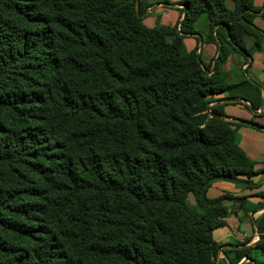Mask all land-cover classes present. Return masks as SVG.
<instances>
[{"label":"trees","instance_id":"1","mask_svg":"<svg viewBox=\"0 0 264 264\" xmlns=\"http://www.w3.org/2000/svg\"><path fill=\"white\" fill-rule=\"evenodd\" d=\"M177 3L178 24L148 26L144 0H0V264H224L227 201L260 204L208 191L258 170L244 122L208 108L261 107L260 83L223 67L263 49L264 3ZM187 37L218 45L213 71ZM257 226L231 264H264Z\"/></svg>","mask_w":264,"mask_h":264},{"label":"crops","instance_id":"2","mask_svg":"<svg viewBox=\"0 0 264 264\" xmlns=\"http://www.w3.org/2000/svg\"><path fill=\"white\" fill-rule=\"evenodd\" d=\"M146 1V0H144ZM178 0L156 1L144 12L143 18L149 17L156 13L157 10L163 9L164 6L172 9L170 24H178L182 19V12L179 10L181 7L177 3ZM264 0H255L256 6H262ZM228 6L232 7L233 3L227 1ZM163 13H167L163 9ZM255 24L264 30V21L257 17L254 19ZM148 26H154L149 25ZM252 38H247V45H252ZM187 49L191 50L198 46L197 51L200 52L202 61L205 64L210 65V70L213 71L215 67V60L218 52V45L214 43H204L203 38L200 37V41L194 37H187L185 39ZM224 70L229 72V80L237 81L241 78L242 72L244 75L261 84L264 83V47L262 50L255 51L252 58L245 60L243 56L234 54L229 57L227 63L224 65ZM224 95L217 96V100L223 99ZM224 113L226 119L232 121L244 122L238 130L239 145L246 152V154L256 162L255 174L251 180L256 185L248 187L244 183H234L230 181H218L208 191V196L211 198L217 197L223 192H229L235 197H246V201L250 204H260L259 207L246 212L244 208L240 206V201L229 200L227 205L229 206L230 214L226 218V224L219 227L214 231V238L221 244V251L219 259L224 264H231L228 256L234 257L237 249L245 248L253 245L259 239V231L257 226V219L261 218L264 213V129L251 123L255 121L260 124H264V113L253 111L251 108L246 107L247 103L227 102L224 103ZM256 114V116H255ZM248 203H245L248 206ZM244 204V205H245ZM253 262L251 259L243 256L235 264H249Z\"/></svg>","mask_w":264,"mask_h":264},{"label":"rangeland","instance_id":"3","mask_svg":"<svg viewBox=\"0 0 264 264\" xmlns=\"http://www.w3.org/2000/svg\"><path fill=\"white\" fill-rule=\"evenodd\" d=\"M146 1L154 3L158 0H146ZM160 1H163V0H160ZM167 1H171V0H167ZM163 9L167 13H163ZM163 9H159L156 11V13L150 15L149 17L144 18V23L149 24V25H154V26L167 24V23L170 24L171 15H172L173 11H172V9H170L167 6H164ZM238 141H239V135H238Z\"/></svg>","mask_w":264,"mask_h":264},{"label":"water","instance_id":"4","mask_svg":"<svg viewBox=\"0 0 264 264\" xmlns=\"http://www.w3.org/2000/svg\"><path fill=\"white\" fill-rule=\"evenodd\" d=\"M136 10H137V13L140 14L138 5L136 6ZM144 14L145 13H143L142 16ZM215 62H216V60H215ZM206 71L208 73H210L212 70H206ZM260 86H261V89H262V105H261V107L258 110H256L257 112H261V110L264 109V83L261 84ZM239 101H242V102H245V103L249 104L248 101H246L244 98H241V97L223 98V99H219V100H216L215 102L211 103L209 108H208V111L210 112L211 106L214 105V104L227 103V102H239ZM211 116H215V117L226 119V116H224V115H218V114L211 113Z\"/></svg>","mask_w":264,"mask_h":264}]
</instances>
